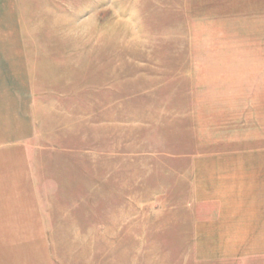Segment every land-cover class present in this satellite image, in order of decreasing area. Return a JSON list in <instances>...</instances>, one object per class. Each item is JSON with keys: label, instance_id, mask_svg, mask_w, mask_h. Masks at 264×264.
Segmentation results:
<instances>
[{"label": "rangeland", "instance_id": "rangeland-1", "mask_svg": "<svg viewBox=\"0 0 264 264\" xmlns=\"http://www.w3.org/2000/svg\"><path fill=\"white\" fill-rule=\"evenodd\" d=\"M14 3L33 129L0 264H264V0Z\"/></svg>", "mask_w": 264, "mask_h": 264}, {"label": "crops", "instance_id": "crops-1", "mask_svg": "<svg viewBox=\"0 0 264 264\" xmlns=\"http://www.w3.org/2000/svg\"><path fill=\"white\" fill-rule=\"evenodd\" d=\"M19 26L14 0H0V33H18ZM32 101L23 42L0 40V235L9 230V225L27 217L12 206L5 194L22 190L29 176L27 144L33 129ZM12 219L18 221L13 223Z\"/></svg>", "mask_w": 264, "mask_h": 264}]
</instances>
